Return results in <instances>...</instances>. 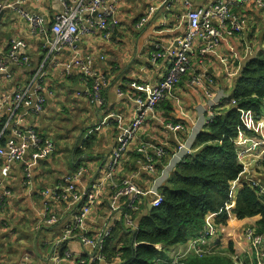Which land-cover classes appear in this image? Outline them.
<instances>
[{"label": "crops", "instance_id": "0c3cea01", "mask_svg": "<svg viewBox=\"0 0 264 264\" xmlns=\"http://www.w3.org/2000/svg\"><path fill=\"white\" fill-rule=\"evenodd\" d=\"M214 1L217 0H119V23L111 39L104 40L99 33L84 34L75 48L81 54L93 55L94 67L109 79L110 85L105 89L106 103L100 108L93 106L83 96L85 86L78 72L74 71L70 78L64 76L59 64L72 57V49L54 50L47 44V38L54 40L52 32L35 35L16 9H7L0 22V63L4 61L9 66L6 70L0 68V97L24 91L32 82L39 83L37 73L43 67L44 76L40 83L47 102L44 110L39 112L26 106L15 113L7 108L0 120V145L21 142V138L13 134V126L22 129L33 126L41 138L53 141L55 151L33 165L32 185L27 186L23 182V163L14 167L7 180L6 185H9L13 197L3 208L0 207V264H26L22 261L23 254L27 263L54 264L55 256L63 257L66 249H71L76 255L86 251L85 264L121 262L120 254L112 261L107 260L104 245L99 243L107 227L111 226L114 231L120 224V212L127 203L122 198L117 201L119 206L114 208L116 185L125 177L135 174V182L145 194L141 210L149 212L182 162L195 151L197 136L209 123L208 118L215 107L211 105L207 93L211 92L219 101L233 98L249 60L264 51V9L251 1L233 5L232 18L246 20L243 33L225 36L213 51L204 56L197 55L188 73L167 92L155 115L147 118L139 141L126 150L116 177L105 183L85 221V231L97 240L95 245L83 249L76 240L74 245L66 241L65 249L64 244L59 242L63 231L61 225L42 224L44 202L40 191L59 182L66 183V176L75 173L82 165H90L92 172L76 182L81 190L92 187L97 178H102L99 175L107 167L119 136L133 121L136 106L130 97L144 95V91L137 86L145 83L152 87L158 85L171 67V58L166 55L155 59L157 53H167L169 49L178 47V41L188 31L185 14L189 8L204 7ZM152 7L156 8L152 18L138 27ZM20 8L30 14L42 15L49 28L54 17L64 12L61 0H25ZM13 40L22 43L21 54L31 58L29 65L10 62L9 51ZM202 46V38L195 41L197 52ZM98 53H103L105 59H101ZM196 73L205 76L202 86L193 87L188 82ZM222 107L217 106V110ZM244 121L248 130L239 147L248 151L257 148L258 152L263 153H257L260 157L246 160L255 169H243L240 175L243 179L231 182L233 198L228 205L231 211L225 232L219 238V249L213 256L217 255L233 264H257L253 247L243 232L246 227H255L258 218L240 219L233 210L240 192L245 188L243 180L254 177L264 183V103L259 110L245 111ZM167 123L179 124L181 128L170 130L166 127ZM90 138L94 142L87 146L89 143L85 142ZM152 145L164 146L167 154L158 158L155 150L150 148ZM78 147L83 153L77 151ZM143 147L146 148L145 153L138 151ZM149 154L155 160L156 172L145 170L141 165L150 158ZM26 161H31L30 154H27ZM55 204L58 214L67 213L66 204ZM80 206L78 204L75 208ZM135 220L132 228H135ZM205 220L216 223L217 214L209 212ZM112 235L113 232L106 239ZM190 249L189 240L174 246L159 245V256L153 264H173L177 258L180 264H184L185 259L194 255ZM96 254L104 258L95 262L92 257ZM60 264L81 263L63 259Z\"/></svg>", "mask_w": 264, "mask_h": 264}, {"label": "built area", "instance_id": "2783aa9c", "mask_svg": "<svg viewBox=\"0 0 264 264\" xmlns=\"http://www.w3.org/2000/svg\"><path fill=\"white\" fill-rule=\"evenodd\" d=\"M254 2L257 6L264 9V0H217L207 6L190 8L185 18L188 20V31L183 39L178 41V47L169 49L167 53L159 52L155 59L168 55L171 58V67L168 73L164 76L161 82L152 87L149 83L137 86V88L144 91V95L133 97L135 102V114L131 126L125 130L118 138L116 147L112 151L111 159L105 168V178L98 184H93L92 187H86L81 190L77 187L76 182L80 180L85 174L92 171V168L86 165H82L78 168V172L73 173L69 179V186L56 189H50L40 194L47 196L50 202L57 203L58 200L66 202L69 200L68 192L75 193L70 204V209L79 212L72 220H63L62 214H58L57 211L46 202L44 206V216L42 219L43 225H49L52 223L61 222L60 225L64 226L65 234L59 242L66 240L70 245H74L75 240L71 237L75 235L81 236L83 239H87L85 235L79 233L78 228L86 221V217L91 210V204L97 198V194L103 188L105 179H113L117 173V169L121 158L124 156L129 145L137 137L139 130L141 129L144 121L153 116L159 104L165 99L167 91L173 88L179 83L184 74L190 69L191 57L195 55V49L193 45L199 38L203 40V46L198 50L200 54L205 55L210 51H213L217 46L221 44L224 39V33L228 36H232L235 33H243L246 26V20L242 18H232L231 7L236 2ZM25 0H0V10H4L8 7L16 9L27 22L31 24L34 31L38 35H45V19L39 14H30L19 5H23ZM61 3L66 6L65 12L57 14L54 19L55 22L52 26V33L54 34V40L51 41L47 38V44L53 47L56 51H61L63 48L73 49V55L68 60L61 64V68L64 71V76L72 77L74 71H77L80 75V79L84 82V90L82 92L89 102L97 107H101L105 104V98L103 90L110 85L109 79L101 74L96 68H94V56L90 54H81L75 51V46L81 34H88L94 29L102 31V37L104 40L109 41L112 37L114 29L119 23L118 18V4L119 0H61ZM88 3V4H87ZM189 5V3H187ZM156 8H150L149 12L140 20L138 27L145 25L153 16ZM22 43L20 40H13L9 51L10 62L18 65H29L31 58L27 55L21 54ZM251 52V50H250ZM101 59H105L103 53H98ZM7 62H1L0 68L3 70L8 69ZM44 76L43 67L37 73L38 82H32L28 88L24 91L16 92L15 94H7L0 97V120L4 116V111L8 108L12 113H15L21 107H33L35 112L43 111L47 102L46 96L42 94L43 86L42 82ZM204 75H196L192 80H189V84L193 87H199L203 84ZM120 92H123L120 90ZM123 94V93H120ZM208 98L211 101L219 102L215 98V95L211 92L207 93ZM233 99V98H228ZM211 113L210 121H214L216 116L217 106ZM168 129L178 130L181 125L174 123H167ZM12 132L15 136L21 138V142L9 143L8 146H0V182L4 183V187L0 192V207H4L13 197V192L6 185L9 179L13 167L17 163L24 162L26 155L30 154L31 163H28L24 168L23 176L27 179V186H30L33 182V165L38 164L40 160L46 159L51 156L55 151V145L50 139H43L35 132L33 126H28L22 129L17 126L12 127ZM246 134L241 131L237 136L233 138L239 145L243 142ZM159 147L157 150L155 148ZM150 148L155 150V155L159 157L163 154V146L152 145ZM149 148V149H150ZM148 149V151H149ZM138 151L146 152V148H140ZM240 152V148L236 146V153ZM149 161L155 164L154 158L149 154ZM250 157H260L259 154L252 151L243 149L239 153V161L246 163V160ZM244 169V168H243ZM145 170L155 172L156 168L150 163L145 166ZM245 170V169H244ZM252 177L247 178L250 180ZM6 182V183H5ZM254 188H251L257 196H264V186H261L259 182H254ZM142 189L137 183L134 182V176L125 179L121 185L116 186L115 194L113 196V202L120 201V199H126L125 206L129 209L141 210L142 203L137 202L143 196ZM163 201L162 197L157 198V205ZM78 204L83 207L81 212L80 208H75ZM128 225L133 227L134 219L127 220ZM113 232V228L108 227L106 234ZM223 232L217 228L211 229L206 227L202 232V237L194 240L191 244V249L196 256L204 255V250L198 247L199 244H209V239L213 237H221ZM200 235V236H201ZM245 238L249 241L252 247H255V256L259 264H264V233L256 234L255 227H248L247 233L244 234ZM105 237L99 239V243L104 245L106 242ZM219 246V245H218ZM208 250L205 251V253ZM24 255V254H23ZM22 257V261L27 263V258ZM64 256H67L70 260L75 257L69 251H65ZM63 256V257H64ZM20 257V258H21ZM80 262L84 263L85 258L79 257ZM103 256H94L92 260L95 262L100 261ZM62 257L55 256V263L60 264ZM180 260L177 258L174 263H178Z\"/></svg>", "mask_w": 264, "mask_h": 264}, {"label": "trees", "instance_id": "16d2710c", "mask_svg": "<svg viewBox=\"0 0 264 264\" xmlns=\"http://www.w3.org/2000/svg\"><path fill=\"white\" fill-rule=\"evenodd\" d=\"M233 99L234 103H231L232 99L220 100L219 106L223 107L217 110L214 121L207 123L198 134L195 151L182 162L173 179L163 188V193H159L158 198L162 197L163 201L157 205L156 200L149 212L139 209L133 214L137 219L141 216L136 233L133 235L131 229H127L125 221L117 225L104 244L107 260L112 261L120 254L118 264H153L159 256V245L174 246L198 238L205 226L225 229L231 211L228 205L233 198L231 182L242 178L243 171L233 138L240 131L246 134L248 130L245 111L259 110L264 103V51L249 60ZM93 142L90 138L85 143L89 146ZM77 151L83 153L79 147ZM243 181L245 188L240 192L233 211L240 219L257 217L255 232L264 233V198L256 195L248 180ZM209 212L217 214L216 223L205 220ZM63 244L66 249L67 245ZM213 255H191L182 262L233 264Z\"/></svg>", "mask_w": 264, "mask_h": 264}, {"label": "bare ground", "instance_id": "6f19581e", "mask_svg": "<svg viewBox=\"0 0 264 264\" xmlns=\"http://www.w3.org/2000/svg\"><path fill=\"white\" fill-rule=\"evenodd\" d=\"M238 3H242V2H236L235 4H238ZM88 4V3H87ZM21 5H19V7H20ZM63 7H64V12H65V10H66V6L65 5H63ZM7 9H12V7H8V8H6L5 10H7ZM190 9V8H189ZM188 9V10H189ZM23 10V9H22ZM19 13V12H18ZM20 15V14H19ZM40 15V14H39ZM42 16V15H41ZM21 18H23L22 16H20ZM44 18V17H43ZM24 19V18H23ZM45 19V18H44ZM25 20V19H24ZM188 21V20H187ZM54 22H55V19L52 21V23H51V25H50V28H49V26H48V24L46 23V20H45V31H46V33L47 32H52V26H53V24H54ZM29 23V22H28ZM29 25L31 26V24L29 23ZM31 28H32V30L34 31V29H33V27L31 26ZM35 32V31H34ZM91 33H99V34H101L102 35V31L101 30H99V29H94V30H92L90 33H88V34H91ZM225 35L224 36H228V35H226V33H224ZM236 34H241V33H235L234 35H236ZM35 35H38V34H36L35 33ZM83 34H81L80 35V37L82 36ZM186 35V34H185ZM185 35L181 38V39H183L184 37H185ZM234 35H232V36H234ZM80 37H79V39H80ZM228 37H230V36H228ZM51 40V39H50ZM52 41V40H51ZM77 44V43H76ZM218 47V46H217ZM216 47V48H217ZM53 48V47H52ZM75 48H76V46H75ZM193 48L195 49V44L193 45ZM54 49V48H53ZM64 49V48H63ZM62 49V50H63ZM71 49V48H70ZM73 50V49H72ZM196 51V50H195ZM163 53V52H162ZM158 54V53H157ZM197 55H200V56H204V55H202V54H200V52H195V55H193L192 57H191V65L193 64V60H194V58L197 56ZM94 63H95V60H94ZM94 63H93V66H94ZM191 67V66H190ZM95 68V67H94ZM99 71V70H98ZM189 71V70H188ZM188 71H187V73H188ZM77 72V71H76ZM186 73V74H187ZM186 74H184V76L186 75ZM196 75H202V74H199V73H196L194 76H196ZM194 76L193 77H191L189 80H192L193 78H194ZM188 80V81H189ZM178 84V83H177ZM176 84V85H177ZM175 85V86H176ZM106 89V88H105ZM105 89L103 90V94H104V98H105V103H106V97H105ZM168 92V91H167ZM139 95H142V94H138V95H136V96H139ZM136 96H131L130 98L132 99L133 97H136ZM133 100V99H132ZM210 100V99H209ZM210 102L212 103L211 105L214 107V106H219L222 102L221 101H219V102H214V101H211L210 100ZM235 102V100L234 99H232L231 100V103H234ZM105 105V104H104ZM155 115V114H154ZM147 120V119H146ZM145 120V121H146ZM145 121H144V123H145ZM209 122H211L210 120H209ZM144 125V124H143ZM143 125H142V127H143ZM131 126V125H130ZM142 127H141V129H142ZM35 128V127H34ZM130 128V127H129ZM128 128V129H129ZM25 129V128H24ZM141 129L139 130V132H138V134H137V137H135V139H133V141L131 142V144L129 145V147L133 144V143H137L138 141H139V139H140V134H141ZM170 130H175V129H170ZM35 132L37 133V130L35 129ZM243 133V132H242ZM38 134V133H37ZM243 134H245V133H243ZM39 135V134H38ZM40 137V136H39ZM233 143H234V146H237L238 148H240L239 147V144L237 143V142H235L234 140H233ZM0 146H2V147H6V146H8V144H5V145H0ZM159 147H157V148H155L156 150L158 149ZM163 154L160 156L159 155V157L158 158H161V157H164L166 154H167V150H166V148L163 146ZM243 149H241L240 148V152L242 151ZM239 152V153H240ZM252 152H254V153H262V151L261 152H258L257 151V148H253L252 149ZM239 153H236L237 154V158H238V161H239ZM27 156V155H26ZM248 160V159H247ZM109 161H110V159H109ZM109 161L107 162V165H108V163H109ZM248 162V161H247ZM21 163H23L24 164V168H26L27 167V165H28V163H31V161H24V162H21ZM152 164L153 165V168H156V170H157V167H156V165L152 162V161H149V159L146 161V163H141V165H142V167L143 168H145V166L146 165H148V164ZM239 163H241L242 165H243V168H245V170H251V168H253L254 166H252V165H249L248 163H242V162H240L239 161ZM17 164H20V163H17ZM16 164V165H17ZM15 165V166H16ZM14 166V167H15ZM13 167V168H14ZM24 168H23V171H24ZM120 168H118L117 169V172H118V170H119ZM156 170H155V172H156ZM78 172V170H76L75 171V174ZM92 172V171H91ZM91 172H89V173H87V174H90ZM105 172H106V170H104L99 176H101L102 178L101 179H96L93 183L94 184H98L99 182H101V180L103 179V178H105ZM117 174V173H116ZM86 175V174H85ZM73 175H72V173L71 174H69V175H67L66 176V183H64V182H59V183H57L56 185H54L53 187H50V188H45V189H43V190H41L40 192H43V191H46V190H52V189H56V188H61V187H67V186H69V179L68 178H70V177H72ZM131 176H134V182H135V177H136V175L135 174H131L130 176H127L126 177V179L127 178H130ZM116 177V175H114V177L113 178H115ZM110 179H105L104 180V184L103 185H105V183L106 182H108ZM125 180V179H124ZM123 179L120 181V183L118 184V185H121V183L124 181ZM27 179H25V177L23 176V182L26 184V185H28L27 184ZM249 181V183H250V185L253 187L254 186V182H258V181H256V180H254L253 178H251L250 180H248ZM6 183V182H5ZM33 183V182H32ZM136 183V182H135ZM259 184L261 185V186H264L263 184H261L260 182H259ZM30 185H32V184H30ZM8 187H9V185H7ZM117 186V185H116ZM4 187V183L3 182H0V189H2ZM104 187V186H103ZM254 188V187H253ZM102 190V189H101ZM101 190H100V192H101ZM115 190H116V187H115ZM142 192H143V190H141ZM100 192L97 194V196L100 194ZM68 194V197H69V200L68 201H66V202H63V204H66V206H67V213H65V214H62V219L63 220H72L76 215H78L79 214V212L77 213L76 211H74V210H71L70 209V204H71V201L72 200H74L73 199V195L75 194L74 192L73 193H70V192H68L67 193ZM114 194H115V192H114ZM41 197H42V199H43V202L45 203H47L48 205H50V206H52L54 209H55V205L56 204H54L53 202H50L49 201V198L47 197V196H44L43 194H39ZM114 196V195H113ZM145 196V194H144V192H143V196H142V198L141 199H139V200H137V202H139V203H142V201H143V197ZM260 198H264V196H259ZM95 202V200L93 201V203ZM57 203H62V201H60V200H58L57 201ZM93 203L91 204V210L89 211V213H88V215L90 214V212L92 211V207H93ZM113 206H114V208H116L117 206H119V204H117V201H116V203H113ZM82 208L83 207H80V212H81V210H82ZM139 210V208L137 209V210H133V209H129V208H127L126 206H123V210L120 212V213H122V218H124V220H121V221H125V225H126V227L128 228V229H132L131 228V226L130 225H128V222H127V220L128 219H130L131 221L134 219V217H133V213H135V212H137ZM44 214V213H43ZM88 215H87V217H88ZM87 217H86V219H87ZM60 223L61 222H57V223H52V224H49V225H47V226H54V225H60ZM62 227V235L60 236L61 238H63V236H64V234H65V230H64V226H61ZM109 227H111V226H109ZM207 227V226H206ZM108 228V227H107ZM106 228V229H107ZM112 228V227H111ZM209 228H211V229H214V228H217V229H219V230H221L223 233L225 232V229H223V228H219L218 226H215V227H210L209 226ZM247 230H248V228H246L245 230H244V234H246L247 233ZM78 231H79V233H81V234H83V235H85V237L87 238V239H83L81 236H79V235H75V236H73V237H71V239H74V240H76V241H78L80 244H81V246H82V248L84 249V248H87V246H93V245H95L96 244V242H97V240L95 239V238H92V237H90L87 233H86V231H85V222L82 224V225H80L79 226V228H78ZM111 233L112 232H110L108 235L106 234V230L104 231V234H103V236L102 237H105V238H108L110 235H111ZM134 234V233H133ZM200 237H202V235L200 236ZM200 237H198V238H200ZM198 238H191V239H189V244H192L193 242H194V240H196V239H198ZM66 242V240H63V241H61V243H65ZM218 243H219V237H213V239H209V244H199V246L198 247H201V248H203V250H204V254H214L215 253V251L216 250H218L219 249V246H218ZM206 250H208L206 253H205V251ZM253 250H254V252H255V250H256V248L255 247H253ZM65 251H69L71 254H72V256L73 257H75L73 260H71V261H74V262H78V263H81L80 262V258L79 257H82V258H84V256L85 255H87V253H86V251L85 252H81V254H79V255H76L71 249H66ZM192 253H193V251L192 250H190ZM194 254V253H193ZM101 254H96L95 256H100ZM195 255V254H194ZM94 257V256H93ZM104 257V256H103ZM63 259H69V258H67V256H64V257H62V260ZM70 260V259H69ZM87 262V260H85V262L84 263H81V264H85ZM29 264H35V262H33V261H31V262H29ZM173 264H177V263H174L173 262ZM257 264H259V262L257 261Z\"/></svg>", "mask_w": 264, "mask_h": 264}, {"label": "water", "instance_id": "95a60500", "mask_svg": "<svg viewBox=\"0 0 264 264\" xmlns=\"http://www.w3.org/2000/svg\"><path fill=\"white\" fill-rule=\"evenodd\" d=\"M7 10H0V22H1V20H2V18H3V16H4V14H5V12H6ZM86 157H87V155H86ZM103 165H104V163L100 166V168L97 170V173H96V175H95V177L97 176V174L99 173V171L102 169V167H103ZM121 220H123V218L121 219ZM141 220V219H140ZM140 220L139 219H137L136 218V220H135V228H132V233H136V231H137V227L139 226V224H140Z\"/></svg>", "mask_w": 264, "mask_h": 264}, {"label": "rangeland", "instance_id": "374dc122", "mask_svg": "<svg viewBox=\"0 0 264 264\" xmlns=\"http://www.w3.org/2000/svg\"><path fill=\"white\" fill-rule=\"evenodd\" d=\"M94 106V105H93ZM96 108H100V107H97V106H95ZM262 153H263V151H262ZM261 154V153H260ZM87 165H89V164H87ZM90 166V165H89ZM91 167V166H90ZM251 169H255V168H251ZM124 179H126V177L124 178ZM123 179V180H124ZM12 244V243H11ZM13 245V244H12ZM158 247V246H157ZM20 258V257H19Z\"/></svg>", "mask_w": 264, "mask_h": 264}]
</instances>
